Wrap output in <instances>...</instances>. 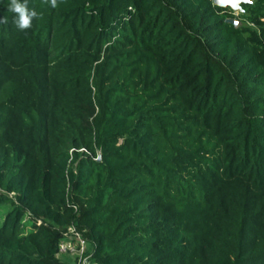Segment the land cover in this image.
I'll use <instances>...</instances> for the list:
<instances>
[{"label":"trees","instance_id":"16d2710c","mask_svg":"<svg viewBox=\"0 0 264 264\" xmlns=\"http://www.w3.org/2000/svg\"><path fill=\"white\" fill-rule=\"evenodd\" d=\"M10 2L0 264H264V0Z\"/></svg>","mask_w":264,"mask_h":264},{"label":"built area","instance_id":"2783aa9c","mask_svg":"<svg viewBox=\"0 0 264 264\" xmlns=\"http://www.w3.org/2000/svg\"><path fill=\"white\" fill-rule=\"evenodd\" d=\"M85 252V242L81 235L71 227L68 229V234L62 240L58 247L59 255L70 254L76 258L75 264H87V258L83 256Z\"/></svg>","mask_w":264,"mask_h":264},{"label":"clouds","instance_id":"9594fccd","mask_svg":"<svg viewBox=\"0 0 264 264\" xmlns=\"http://www.w3.org/2000/svg\"><path fill=\"white\" fill-rule=\"evenodd\" d=\"M44 3H48L49 0H43ZM51 6H57V0H50ZM9 11L17 14V19L14 21L16 26L20 30H26L31 27L32 19L39 18L38 13L35 10H29L27 0L23 3L20 0H11Z\"/></svg>","mask_w":264,"mask_h":264},{"label":"water","instance_id":"95a60500","mask_svg":"<svg viewBox=\"0 0 264 264\" xmlns=\"http://www.w3.org/2000/svg\"><path fill=\"white\" fill-rule=\"evenodd\" d=\"M213 4L219 7H229L232 10L241 11V4L248 3L250 0H212ZM226 23L232 24L234 27L240 25L239 21L233 18L225 19ZM96 160H100V155H98Z\"/></svg>","mask_w":264,"mask_h":264},{"label":"rangeland","instance_id":"374dc122","mask_svg":"<svg viewBox=\"0 0 264 264\" xmlns=\"http://www.w3.org/2000/svg\"><path fill=\"white\" fill-rule=\"evenodd\" d=\"M234 11V14L237 15V11L233 10ZM87 264H93L91 262H87Z\"/></svg>","mask_w":264,"mask_h":264},{"label":"crops","instance_id":"0c3cea01","mask_svg":"<svg viewBox=\"0 0 264 264\" xmlns=\"http://www.w3.org/2000/svg\"><path fill=\"white\" fill-rule=\"evenodd\" d=\"M235 11H237V10H235ZM239 11H237V13H238Z\"/></svg>","mask_w":264,"mask_h":264}]
</instances>
